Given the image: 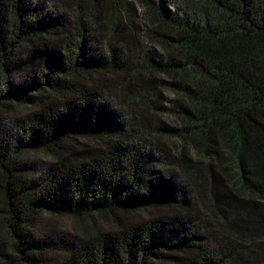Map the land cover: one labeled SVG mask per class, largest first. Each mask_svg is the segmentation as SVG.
Here are the masks:
<instances>
[{
    "label": "trees",
    "instance_id": "trees-1",
    "mask_svg": "<svg viewBox=\"0 0 264 264\" xmlns=\"http://www.w3.org/2000/svg\"><path fill=\"white\" fill-rule=\"evenodd\" d=\"M137 1L145 29L127 34L57 0H0V264H235L198 198L264 214V0ZM116 77L138 84L126 103ZM134 211L150 216L34 232L44 213Z\"/></svg>",
    "mask_w": 264,
    "mask_h": 264
},
{
    "label": "rangeland",
    "instance_id": "rangeland-1",
    "mask_svg": "<svg viewBox=\"0 0 264 264\" xmlns=\"http://www.w3.org/2000/svg\"><path fill=\"white\" fill-rule=\"evenodd\" d=\"M62 2L65 6L72 9L73 13L82 9V15L97 14L101 17L99 20L100 25L103 27L104 32L106 29L114 27L116 24L125 26L127 34L140 32L144 30L143 24L144 11L143 7L137 0H57ZM175 3L181 0H174ZM106 27V28H105ZM139 28L140 30H138ZM105 34V33H104ZM106 40H109L107 34ZM129 77H116L107 86V93L116 99H120L126 103L127 97L137 88V83ZM155 95L148 91V100H155ZM150 101L146 104L139 103L131 106L132 115L138 120L143 119L144 116L149 117V112L152 109ZM130 102L128 101V104ZM163 103V102H162ZM26 110V109H25ZM28 110V109H27ZM147 113V114H145ZM145 114V115H143ZM141 118V119H139ZM156 118L161 121L170 120L167 116L157 113ZM147 122V121H145ZM176 145H180L179 141H174ZM33 159L42 165L48 161L49 156L46 153L38 152L33 155ZM1 199V197H0ZM198 213L203 219L210 224L212 230L216 234V242L224 243L229 246L230 244L236 250L241 251V256L236 257L235 264H245L244 258L254 260L260 258L264 261V230L262 233H256V227L251 221H257L256 224L263 227L260 222L264 223V214L254 212L249 207H238L232 205L230 208L224 207V213L221 210V205L218 207L216 204H211L210 201L204 198H198ZM226 208L228 210H226ZM129 214V215H128ZM126 215V216H125ZM198 215V216H199ZM150 214L146 211H134L131 213H124L119 218L112 214H93L92 216L75 217L70 215H53L41 214L34 222V232L38 237L44 238L47 236L55 238H73L84 234H93L96 232H107L108 230H116V222H127L128 220H140L148 218ZM247 221L248 223L244 222ZM0 220V227H2ZM3 230V228L1 229ZM4 231V230H3ZM3 242L7 238L5 234L2 236ZM217 247V245H213ZM230 247V246H229ZM254 251L256 253H252ZM258 251V252H257ZM238 253V252H237ZM246 253V254H245Z\"/></svg>",
    "mask_w": 264,
    "mask_h": 264
}]
</instances>
